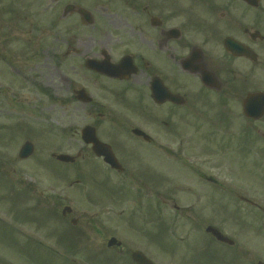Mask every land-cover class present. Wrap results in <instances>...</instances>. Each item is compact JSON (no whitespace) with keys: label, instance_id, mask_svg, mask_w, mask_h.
Masks as SVG:
<instances>
[{"label":"flooded vegetation","instance_id":"af4514ba","mask_svg":"<svg viewBox=\"0 0 264 264\" xmlns=\"http://www.w3.org/2000/svg\"><path fill=\"white\" fill-rule=\"evenodd\" d=\"M25 5L45 17L28 31L52 36L36 42L45 43L57 79L68 83L69 97L53 95L68 104L71 117L83 114L88 121L81 130L94 132L118 163L113 168L80 134L75 161L87 160L81 167L87 182L101 174L97 167L105 172L103 217L72 208L61 217H70L73 227L85 219L96 235L98 223L107 229L117 219L104 249L123 264H135L134 251L155 264H264V196L237 184L233 168L228 184L219 173H205L206 139L221 145L222 154L244 145L252 169L264 168L257 166L264 164V0ZM41 92L51 96L49 88ZM212 193L222 200H210ZM114 203L120 206L116 217H104ZM152 204L167 214L153 228ZM226 206L230 215L219 210ZM250 235L254 245L242 239ZM110 237L120 245L107 247ZM97 242L102 247L101 238Z\"/></svg>","mask_w":264,"mask_h":264},{"label":"rangeland","instance_id":"374dc122","mask_svg":"<svg viewBox=\"0 0 264 264\" xmlns=\"http://www.w3.org/2000/svg\"><path fill=\"white\" fill-rule=\"evenodd\" d=\"M25 4L26 0H0V264H123L118 256L104 249L106 236L117 232V219L107 224L108 231L98 223L102 231L96 235L86 228L85 219L73 227L70 217H61L65 205L103 217L105 172L97 167L101 174L95 177L90 172V177L95 178L87 182L88 172L81 169L87 167L85 158L61 163L53 157L58 153L75 156L82 145L81 127L88 120L81 113L71 117L68 104L62 105L61 99L53 95L69 97L68 83L57 79L53 63L43 52L45 43L36 42L52 40V36L28 31L36 29L35 25L45 17L38 16L34 6L27 9ZM25 15L27 23L22 20ZM22 30L29 35H22ZM37 85L49 88L51 96L42 93ZM153 135L156 134L152 132ZM26 140L33 143L34 152L20 159L18 150ZM210 141L206 139L205 173H219L221 182L228 184V169L233 168L237 184L264 196V164H257L261 170L252 169L244 145L238 146L233 155L222 154L218 152L221 145ZM230 145L233 149V143ZM239 189L243 194L244 188ZM221 196L212 193L209 199L222 200ZM118 206L111 204L109 214L104 210V217H116ZM159 210L152 204V228L154 222H162L161 215H167ZM209 210L205 208V215ZM219 210L230 215L228 206ZM249 231L250 227L245 229ZM99 238L102 247L97 245ZM242 239L248 244L256 243L254 235ZM161 242L163 246L167 244L165 239Z\"/></svg>","mask_w":264,"mask_h":264},{"label":"water","instance_id":"95a60500","mask_svg":"<svg viewBox=\"0 0 264 264\" xmlns=\"http://www.w3.org/2000/svg\"><path fill=\"white\" fill-rule=\"evenodd\" d=\"M85 137V135H84ZM86 140L88 142H93L95 145V150L97 151L98 154H102L104 155L106 161H108L109 163L113 164V155L111 154V152H107L106 150L103 149L104 144L100 143L94 136V134L90 135V138H86ZM96 145L98 146V148L96 149ZM32 144L29 142H26L23 147L21 148L20 151V156L21 157H26L28 156L31 151H32ZM58 159L63 160V161H71L73 160L72 157H69L67 155H58L57 156ZM115 240L113 238H111L109 240L108 245H111ZM132 258L133 260L136 262V264H153L151 261H149L142 253L140 252H134L132 254Z\"/></svg>","mask_w":264,"mask_h":264}]
</instances>
